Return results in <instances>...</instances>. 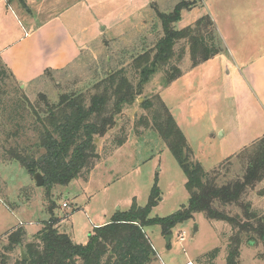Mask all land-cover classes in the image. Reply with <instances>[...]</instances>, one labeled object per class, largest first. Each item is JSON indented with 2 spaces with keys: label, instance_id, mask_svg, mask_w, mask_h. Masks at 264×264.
<instances>
[{
  "label": "rangeland",
  "instance_id": "374dc122",
  "mask_svg": "<svg viewBox=\"0 0 264 264\" xmlns=\"http://www.w3.org/2000/svg\"><path fill=\"white\" fill-rule=\"evenodd\" d=\"M153 1L159 3H151L149 10L131 19L116 33L89 44L70 66L61 71L45 73L28 86L22 85L27 97L35 103L40 95L45 94L50 100L58 101L64 93L90 87L94 81L103 78L119 59L127 60L129 51L141 45L144 37L153 39L156 36L150 35L152 28L160 29L155 9L170 13L180 0ZM174 1L176 4L173 7ZM197 1L199 7L193 11H182L177 29L186 28L209 14L216 24L223 49L215 57L219 61L213 58L210 63L202 64L204 66L194 71L187 78L189 82L194 79L192 86L183 81L168 88L165 87L166 74H155L146 85L140 103L160 95L185 134L194 160L206 171L229 158L235 162L234 171H239L241 166L235 161L237 156L245 147L264 137V108L253 97L247 105H242L246 93L237 67L238 58L228 50L223 37L229 3L225 0ZM9 2L0 0V51L6 48L9 51L19 45L18 49L22 50L21 43L30 41L28 37L24 38L26 32L31 33L26 12L33 14V10L38 11L39 4L43 6L46 0H34L36 5H30L32 12L25 10L19 0ZM231 4L239 8L241 3ZM243 4L244 9L239 8L240 11L251 14V7L255 3ZM132 11L127 6L117 17L128 16ZM34 16L37 21L42 20ZM242 31L248 32L249 27L245 26ZM262 32L259 31V36L263 35ZM213 60L216 63H212ZM180 68L183 72L191 70L188 54ZM193 97L196 106L203 107V113L201 109L193 110ZM144 116L152 119L151 113L139 103L126 108L117 118L115 128L103 139H98L101 159L88 181L81 178L68 186H54L49 194L48 186L38 187L34 176L20 164L5 162L0 158V253L8 245L10 233L18 227L22 226L34 235L51 220L49 196L57 204L55 215L63 218L59 231L68 234L80 245H86L93 229L111 223L116 214L128 212L135 204L146 207L155 186L158 187L160 201L152 210V218L169 217L187 206L189 193L186 175L162 137L139 125ZM124 136L126 143L118 149L114 148L115 139ZM112 150L114 152L110 153ZM248 199L255 210L264 213V180L250 192ZM64 202L69 204L68 208L63 207ZM67 213L69 217H66ZM230 229L225 223L208 220L202 213H196L193 219L176 226L171 235H165L160 226H148L145 233L156 252L151 264H198L199 258L217 248L221 249V253L216 264H226ZM168 236H173L170 244L167 243ZM181 236L184 237L183 241ZM19 254L21 249L20 252L15 250L13 257ZM13 260L8 264H14ZM240 264H264V242L244 246Z\"/></svg>",
  "mask_w": 264,
  "mask_h": 264
},
{
  "label": "trees",
  "instance_id": "16d2710c",
  "mask_svg": "<svg viewBox=\"0 0 264 264\" xmlns=\"http://www.w3.org/2000/svg\"><path fill=\"white\" fill-rule=\"evenodd\" d=\"M19 1L30 12L26 1ZM194 5V1L180 0L170 13L155 9L161 26L152 28L153 39L144 37L141 45L129 51L130 57L119 59L103 78L88 88L60 95L55 102L42 94L33 103L0 57V158L20 164L32 176L41 173L48 194L54 186H68L81 178L88 181L101 159L97 139L106 137L117 118L135 103L151 113L152 119L144 116L139 125L157 132L165 141L186 175L189 193L187 206L169 217L152 218L160 201L155 186L146 207L135 204L128 212L116 214L111 223L95 227L86 245L59 231L63 218L55 215L57 204L49 196L51 220L34 235L22 226L11 232L0 253V264L13 259L14 264H151L156 252L145 228L160 226L165 235H171L176 226L196 213L230 226L226 264H240L244 246L264 242V213L255 210L248 199L264 180V137L237 156L239 171H234L232 158L206 171L194 160L185 134L160 95L140 103L155 74H166L165 87L183 76L180 65L186 54L191 68H196L223 52L209 14L177 29L182 11ZM126 139H115L114 148L122 147ZM21 248L26 261L21 254L13 257ZM220 253V248L214 249L197 263L216 264Z\"/></svg>",
  "mask_w": 264,
  "mask_h": 264
},
{
  "label": "crops",
  "instance_id": "0c3cea01",
  "mask_svg": "<svg viewBox=\"0 0 264 264\" xmlns=\"http://www.w3.org/2000/svg\"><path fill=\"white\" fill-rule=\"evenodd\" d=\"M176 1L173 2V7ZM191 1L195 2L190 9L193 11L199 7V3L197 0ZM225 1L229 3V7L225 12L228 22L224 25L223 37L228 50L238 58L237 67L246 93L242 105H247L253 97L258 100V105L264 108V0ZM13 2L15 0L9 3ZM153 2V0H46L43 6L39 4L38 11L33 10V14L26 12L31 33L26 32L24 38L28 37L30 41L21 43L22 50L18 49L21 45L9 51H6L7 48L1 50L0 57L16 80L21 85L28 86L47 71H61L73 64L89 44L102 39L105 35L116 33L131 19L149 10ZM248 2L255 3L251 7V14L248 12L243 14L240 9H244L243 3ZM26 3L32 12L30 5L36 3L34 0ZM231 3H241L240 9ZM127 6L133 10L131 14L117 17L118 13ZM34 15L42 20L37 21ZM247 17L248 21L251 20L249 23ZM245 26L249 27L248 32L242 31ZM259 31H263L262 36H259ZM215 60L219 61L218 58ZM204 65L190 68L188 72L184 71L183 76L168 88L179 82H189L187 78ZM193 82L194 79L190 80L189 84L192 86ZM191 101L193 110L201 109L203 113V107L196 106L194 97Z\"/></svg>",
  "mask_w": 264,
  "mask_h": 264
},
{
  "label": "water",
  "instance_id": "95a60500",
  "mask_svg": "<svg viewBox=\"0 0 264 264\" xmlns=\"http://www.w3.org/2000/svg\"><path fill=\"white\" fill-rule=\"evenodd\" d=\"M21 88L23 89L24 86L23 87L21 86ZM97 142H98V139H97ZM34 180H35L36 185L38 187H43L45 185V179H44V177L42 176L41 173H36L34 175ZM172 238H173V236H168L167 237V243L168 244H170V241H171ZM21 256L23 257V260H25V261L27 260V256H26L25 251H24L23 248H21Z\"/></svg>",
  "mask_w": 264,
  "mask_h": 264
},
{
  "label": "built area",
  "instance_id": "2783aa9c",
  "mask_svg": "<svg viewBox=\"0 0 264 264\" xmlns=\"http://www.w3.org/2000/svg\"><path fill=\"white\" fill-rule=\"evenodd\" d=\"M63 207H64V208H68V207H69V204H68L67 202H64ZM183 240H184V237L181 236V241H183ZM190 264H191V263H190Z\"/></svg>",
  "mask_w": 264,
  "mask_h": 264
}]
</instances>
